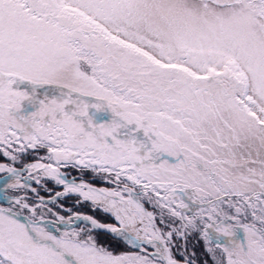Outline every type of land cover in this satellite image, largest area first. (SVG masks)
Segmentation results:
<instances>
[{"label":"snow or ice","instance_id":"6c2138e0","mask_svg":"<svg viewBox=\"0 0 264 264\" xmlns=\"http://www.w3.org/2000/svg\"><path fill=\"white\" fill-rule=\"evenodd\" d=\"M0 264H264V0H0Z\"/></svg>","mask_w":264,"mask_h":264},{"label":"rangeland","instance_id":"374dc122","mask_svg":"<svg viewBox=\"0 0 264 264\" xmlns=\"http://www.w3.org/2000/svg\"><path fill=\"white\" fill-rule=\"evenodd\" d=\"M74 174V173H73ZM86 179L88 178L87 176L85 177ZM98 183V182H97ZM49 187H52V184L49 182V185H48ZM98 186H99V184H98ZM57 190H59V189H57ZM41 194L42 195H47L46 193H44V192H41ZM75 199H77L76 197H74V196H69L67 199H66V201H62L63 203H66L67 205H69V206H71L72 208H73V211H79V212H87V209L86 208H88L89 206L87 205V204H82V205H80L79 207H75L74 206V204H73V202H74V200ZM63 214H65V215H67L68 213H63ZM189 246L190 247H192V245L191 244H189ZM198 252V251H197ZM199 253V252H198Z\"/></svg>","mask_w":264,"mask_h":264},{"label":"trees","instance_id":"16d2710c","mask_svg":"<svg viewBox=\"0 0 264 264\" xmlns=\"http://www.w3.org/2000/svg\"><path fill=\"white\" fill-rule=\"evenodd\" d=\"M66 201V200H65ZM87 211H89V207L86 208ZM97 216H99L100 214L99 213H96ZM190 244L192 245V247H195L196 251L200 252L201 250V245L196 243L195 241V238H193L191 241H190Z\"/></svg>","mask_w":264,"mask_h":264}]
</instances>
